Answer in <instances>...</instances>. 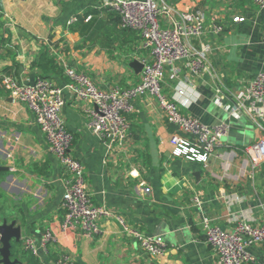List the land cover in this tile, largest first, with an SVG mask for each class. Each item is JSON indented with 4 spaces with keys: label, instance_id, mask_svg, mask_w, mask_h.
<instances>
[{
    "label": "crops",
    "instance_id": "obj_1",
    "mask_svg": "<svg viewBox=\"0 0 264 264\" xmlns=\"http://www.w3.org/2000/svg\"><path fill=\"white\" fill-rule=\"evenodd\" d=\"M110 0H0V79L20 81L47 77L65 88V66L88 75L101 89H127L141 82L131 64L146 56L137 32H108L86 40L68 23L96 12L108 19ZM172 9L161 24L171 28L185 12L199 10L209 28L216 19L224 27L215 36L189 40L208 44L203 69L194 74L185 60L166 67L162 92L182 111L208 126L229 125L222 148L208 165L172 155L168 124L155 98L142 96L130 115V136L108 149L90 128L93 103L63 90L62 118L74 135L71 155L85 169L93 202L121 216L129 229L168 246L164 257H151L116 217L102 219L103 234L88 239L79 229L63 228L62 200L68 172L50 151L33 112L13 100L0 83V222L16 223L21 239L12 242L15 264H56L62 256L77 264H216V253L201 228L208 219L231 231L238 220L264 223V165L250 168L243 149L264 138V102L238 99L245 84L264 72V8L253 0H163ZM234 18L246 22L234 23ZM110 25L109 28H111ZM47 51L42 66L38 65ZM183 95H178L179 91ZM200 177L196 178L195 175ZM199 200L201 205L195 204ZM54 240L34 256L25 240ZM1 247V245H0ZM39 247V246H38ZM249 252L264 264V249ZM0 254V264L2 263Z\"/></svg>",
    "mask_w": 264,
    "mask_h": 264
},
{
    "label": "built area",
    "instance_id": "obj_2",
    "mask_svg": "<svg viewBox=\"0 0 264 264\" xmlns=\"http://www.w3.org/2000/svg\"><path fill=\"white\" fill-rule=\"evenodd\" d=\"M253 1L264 8V0ZM107 5L120 16L122 28L135 31L140 36L139 48L146 52V56L140 60L143 65L140 83L127 89H101L88 75L66 65L64 74L68 82L65 88L44 77L23 82L12 76H4L2 84L13 100L24 103L33 112L35 124L44 133L50 151L68 172L62 200L65 212L63 228L79 229L84 237L92 240L103 234L102 219L116 217L146 254L164 257L168 253V246L161 238L129 229L121 216L93 202L86 188L84 165L70 153L74 135L67 129L61 115L65 105L63 90L68 89L75 98L93 103L90 128L111 150L128 140L130 115L136 111V101L142 96L155 98L164 118L175 128L170 138L172 155L206 167L222 148V138L229 133V125L208 126L185 114L177 100H170L163 94L162 83L166 67L182 60L187 62L192 73L198 74L207 61L211 47L207 43L197 47L191 45L189 40L206 36L208 29L215 36H220L224 33V27L214 19L208 28L203 12L193 10L180 14L173 27L165 28L161 24V16L172 12V9L163 0H110ZM90 19L91 16H88L86 20ZM233 22L243 23L246 19L234 18ZM178 95H183V91L180 90ZM238 99L264 102V72H259L245 84ZM242 151L250 168L257 169L264 165V138L247 145ZM195 204L201 205L197 199ZM201 228L207 243L216 253V264H255L257 259L249 249H264V223L256 225L238 220L231 231H225L204 219ZM53 240L54 236L48 230L41 238L40 245L31 238L26 239L24 245L29 253L38 256L40 247L45 248ZM56 264L77 263L65 255Z\"/></svg>",
    "mask_w": 264,
    "mask_h": 264
},
{
    "label": "trees",
    "instance_id": "obj_3",
    "mask_svg": "<svg viewBox=\"0 0 264 264\" xmlns=\"http://www.w3.org/2000/svg\"><path fill=\"white\" fill-rule=\"evenodd\" d=\"M91 16V19L87 21V17ZM111 26V28H109ZM117 30V32H126L129 29H124L121 27V18L116 13L113 12L109 15L108 19H103L98 16L96 12H88L84 15L78 16L71 25H69V30L72 33H79L86 40L93 41L96 38H100L102 36H107V33H113ZM130 31V30H129ZM4 39L1 40V43H4ZM47 60L49 63V54L47 51L42 55L41 60L38 62V65L42 66L44 60ZM47 78V77H44ZM0 79V83H1Z\"/></svg>",
    "mask_w": 264,
    "mask_h": 264
},
{
    "label": "water",
    "instance_id": "obj_4",
    "mask_svg": "<svg viewBox=\"0 0 264 264\" xmlns=\"http://www.w3.org/2000/svg\"><path fill=\"white\" fill-rule=\"evenodd\" d=\"M131 66L137 71L142 72L143 65L139 61H134ZM196 178L200 175L196 174ZM21 239V232L16 223L8 224L6 221L0 222V254L3 258V264H15L12 262V242H19Z\"/></svg>",
    "mask_w": 264,
    "mask_h": 264
}]
</instances>
